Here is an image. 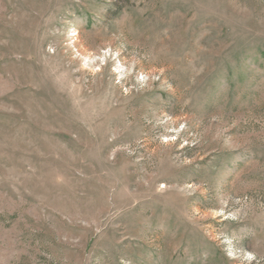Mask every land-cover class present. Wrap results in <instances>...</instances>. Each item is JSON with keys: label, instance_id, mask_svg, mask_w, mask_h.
Segmentation results:
<instances>
[{"label": "rangeland", "instance_id": "rangeland-1", "mask_svg": "<svg viewBox=\"0 0 264 264\" xmlns=\"http://www.w3.org/2000/svg\"><path fill=\"white\" fill-rule=\"evenodd\" d=\"M0 264H264V0H0Z\"/></svg>", "mask_w": 264, "mask_h": 264}]
</instances>
